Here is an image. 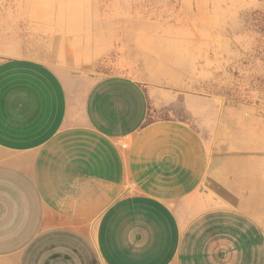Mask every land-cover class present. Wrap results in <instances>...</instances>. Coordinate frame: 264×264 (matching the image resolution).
I'll return each mask as SVG.
<instances>
[{
  "label": "crops",
  "instance_id": "0c3cea01",
  "mask_svg": "<svg viewBox=\"0 0 264 264\" xmlns=\"http://www.w3.org/2000/svg\"><path fill=\"white\" fill-rule=\"evenodd\" d=\"M70 75L79 84L39 59L0 61V264H264L263 230L230 205L248 172L231 109Z\"/></svg>",
  "mask_w": 264,
  "mask_h": 264
},
{
  "label": "rangeland",
  "instance_id": "374dc122",
  "mask_svg": "<svg viewBox=\"0 0 264 264\" xmlns=\"http://www.w3.org/2000/svg\"><path fill=\"white\" fill-rule=\"evenodd\" d=\"M32 3L42 15L30 17ZM59 8L68 15L58 19ZM102 35L103 46H93ZM66 38L91 42L70 51ZM51 39L52 46L64 42L58 48L70 59L52 52ZM0 40L18 50L0 54V61L39 59L75 85L79 80L70 74L124 75L157 104L183 108L194 94L204 105L203 96L211 95L217 109H231L232 153L247 159L248 172L246 181L231 182L232 192L242 188V195L231 196L230 205L264 233V0H0ZM249 199L254 207L243 205Z\"/></svg>",
  "mask_w": 264,
  "mask_h": 264
},
{
  "label": "bare ground",
  "instance_id": "6f19581e",
  "mask_svg": "<svg viewBox=\"0 0 264 264\" xmlns=\"http://www.w3.org/2000/svg\"><path fill=\"white\" fill-rule=\"evenodd\" d=\"M79 2V1H78ZM77 3V2H76ZM35 3H32V7H31V9L29 10L32 14L31 15H33V14H38L39 13V11L37 10V9H39L36 5H34ZM41 7V6H40ZM71 8V7H70ZM41 9H42V7H41ZM76 10V9H75ZM74 10V11H75ZM37 11V12H36ZM48 11V10H47ZM73 12V11H72ZM70 13V15H72V14H74V12L73 13H71V12H69ZM40 15H42V13L40 12L39 13ZM44 14V13H43ZM51 14H55L54 12H52ZM57 14H58V19H60V18H63V17H65V16H67L68 15V13H66L65 11L63 12V10L61 9V8H59V10H58V12H57ZM86 15H87V13H86ZM39 16V15H38ZM60 17V18H59ZM45 21H47V20H45ZM87 24V23H86ZM55 26V25H54ZM56 29V28H55ZM82 29V28H81ZM51 30V29H50ZM52 31V30H51ZM81 31V30H80ZM68 32H70V30L68 31ZM59 33H60V31H59ZM71 33H72V31H71ZM109 35V34H108ZM75 36H76V33H75ZM78 36V35H77ZM85 36V35H84ZM71 37V36H70ZM74 37V36H73ZM104 36L102 35V36H98L97 38H95L94 39V42H93V46H95V47H99L100 45H102L103 46V43L102 42H104V40L106 39V38H103ZM105 37H106V35H105ZM72 38V37H71ZM76 38V37H75ZM75 38H74V40H75ZM91 39V38H90ZM77 41V40H76ZM78 41H79V38H78ZM57 42V41H56ZM60 42V43H59ZM68 42H69V40H68V38H66V40H65V43L66 44H68ZM91 41L87 38V39H84V40H82V41H80V43L81 44H79V45H76L73 41H71V39H70V42H69V44L67 45L68 46V50H82V47L84 46H87L89 43H90ZM64 44V42L62 41V40H59L58 41V43H56L55 44V47L57 48V49H59L58 47H60L61 45H63ZM70 48V49H69ZM87 48V47H86ZM88 49V48H87ZM56 50V49H55ZM70 50V51H71ZM61 51V50H60ZM59 52V51H58ZM69 52V51H68ZM92 52V51H91ZM64 53V52H63Z\"/></svg>",
  "mask_w": 264,
  "mask_h": 264
}]
</instances>
